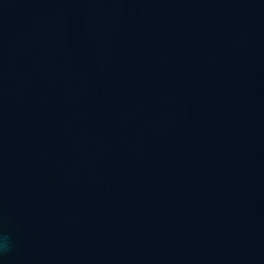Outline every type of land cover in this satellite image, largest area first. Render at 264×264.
Here are the masks:
<instances>
[{
    "label": "water",
    "instance_id": "water-1",
    "mask_svg": "<svg viewBox=\"0 0 264 264\" xmlns=\"http://www.w3.org/2000/svg\"><path fill=\"white\" fill-rule=\"evenodd\" d=\"M0 264H264V0H0Z\"/></svg>",
    "mask_w": 264,
    "mask_h": 264
},
{
    "label": "clouds",
    "instance_id": "clouds-1",
    "mask_svg": "<svg viewBox=\"0 0 264 264\" xmlns=\"http://www.w3.org/2000/svg\"><path fill=\"white\" fill-rule=\"evenodd\" d=\"M9 247V238L7 236H0V250L7 251Z\"/></svg>",
    "mask_w": 264,
    "mask_h": 264
}]
</instances>
